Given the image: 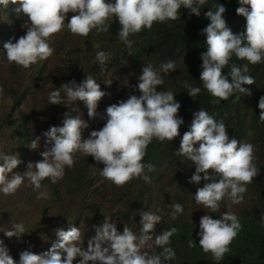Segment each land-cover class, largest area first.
<instances>
[{
  "label": "clouds",
  "instance_id": "obj_1",
  "mask_svg": "<svg viewBox=\"0 0 264 264\" xmlns=\"http://www.w3.org/2000/svg\"><path fill=\"white\" fill-rule=\"evenodd\" d=\"M17 2L20 6L16 12L26 17L21 24L25 34L10 38L3 44V51L9 63L27 69L53 55L54 49L48 40L65 27L68 13L73 15L66 27L72 35L80 37H87L93 29L107 31L106 22L115 19L120 26V41L131 49L133 41L129 39L130 35L143 29L150 30L154 22L179 19L181 8L188 9L190 16L199 17L206 0H115L114 3L105 0H0V6L7 8L10 3ZM238 4L236 14L244 17L246 23L244 30L236 34L227 27L224 5L217 4L215 11L204 13L209 23L201 34L206 36L207 50L201 53L199 79L214 98L213 104L227 100L237 92L251 95L242 87L255 83L249 74V65L264 62V0H238ZM233 56L247 62L239 66L235 63L230 65ZM96 60L104 65L106 53L98 51ZM229 65L230 71L225 75L223 69ZM174 70L176 64L172 60L161 63L158 69L151 64L143 66L137 76V84L131 85L139 95H129L126 100L107 106L103 114L97 112L98 102L110 94L101 91L91 75L79 84L75 80L61 84L49 93V103L60 105V92L63 90L69 102L82 101L85 104L89 119L99 117L105 120L103 127L90 131L88 137L83 138L89 124L81 116L65 112L61 126H50L42 133L44 151L40 155L43 159L35 164L29 163L23 174L13 172L22 162L19 154H7L0 149V193L5 196L15 194L25 180L34 191L41 189V182L46 178H50L52 183L57 182L63 178L65 166H74L73 156L77 152L81 156H91L96 164H102L100 175L117 187L134 178H143L150 183V177L144 175V171L145 168L152 171L154 166L142 163L148 145L154 138L160 142L172 141L180 135L179 128L184 123L178 116L181 104L175 99L176 94L171 90L157 91V86L164 83L160 72L169 74ZM106 85L110 86L111 81ZM184 87L189 97L201 92L200 87H193L187 81H184ZM258 108L261 110L259 119L264 122V96L259 98ZM193 117L176 153L195 165V172L188 182L198 185L204 181L195 192L196 204L210 212H218L225 197L233 204L241 203L247 185L260 175V168L255 163L254 145L229 138L225 123L217 121L203 108L194 112ZM39 139L32 141V149L37 147ZM197 144L198 147L195 146ZM48 195L41 191L37 198L47 199ZM171 207V218L175 220L183 213V205L173 203ZM140 216L139 234L126 225L121 233L116 223L104 217L102 223L92 225L94 235L87 239L86 248L79 227L70 225L68 230L56 228L53 231L57 239L51 248L40 254L23 250L19 253L18 264H73L77 257L78 264H165L173 260L176 253L167 245L177 229L163 230L167 223L155 234V225L161 222L162 217L151 211L141 212ZM240 228L237 215L230 209L217 219L205 214L199 220V246L204 253L210 252L214 260L220 261L229 251V245ZM24 233L23 223H15L10 230L3 231L8 239H19ZM192 246L189 243V247ZM156 248L162 249L159 254L155 252ZM0 264H17L2 239Z\"/></svg>",
  "mask_w": 264,
  "mask_h": 264
},
{
  "label": "rangeland",
  "instance_id": "obj_2",
  "mask_svg": "<svg viewBox=\"0 0 264 264\" xmlns=\"http://www.w3.org/2000/svg\"><path fill=\"white\" fill-rule=\"evenodd\" d=\"M105 2L114 3L115 0ZM19 6V2L10 3L7 8L0 6V85L3 86V92L0 93V149L7 154H19L22 162L13 172L23 174L29 163L35 164L43 159L40 155L44 151L42 133L49 129L52 118L61 126L65 112L70 111L74 116H81L89 124V128L83 132V138H87L90 131L99 130L105 123L99 117L89 119L85 104L82 101L69 102L63 90L60 92V105L49 103L50 92L72 80L79 84L86 76L91 75L100 85V90L110 94L98 102L97 112L103 114L107 106L128 98L129 85L132 81L138 82L137 76L145 64L129 63L123 72L113 67L105 70L104 65L96 60V53L105 52L106 63L113 62L123 46L118 36L119 31L116 34L110 30L98 32L93 29L87 37L74 36L66 27L72 13L67 14L65 27L48 40L54 49L51 57L27 69L9 63L3 44L10 38H19L25 34L21 24L26 17L16 12ZM8 8L12 13H8ZM114 21L116 20L110 19L106 25ZM109 81L110 86L106 85ZM8 90L15 91L17 97L23 98L19 107L13 106ZM37 137L40 138L37 147L32 149V141ZM243 143L253 144L256 152L257 146L250 135ZM73 159L74 166H65L63 178L55 183L46 178L41 182V189L34 191L25 180L15 194L5 196L0 193V239L4 240L9 254L17 264L19 253L23 250L40 254L51 248L57 239L53 231L56 228L68 230L70 225L79 227L83 246L86 248L87 239L94 235L92 225L102 223L104 217H109L110 222L116 223L117 230L121 233L126 225L139 234L140 213L151 211L162 217L161 222L155 225V234H158L164 225L175 223L176 219L184 223H199L205 214L217 219L229 209L237 215L248 208L252 201L251 196L244 194L243 201L239 204H233L225 197L218 212H210L196 204L195 192L204 182L198 185L188 182L191 166L189 162L180 167L179 177L172 175V169L168 167L158 172L160 175L156 180L150 178V183L134 178L124 186L117 187L100 175L103 165L96 164L91 156H81L77 152ZM85 165L81 170L85 175L83 182L75 187L80 174L78 168ZM41 191L49 194L47 199L37 198ZM177 199L183 205L184 211L173 220L171 205L177 203ZM118 210H123L131 220L126 222L117 217ZM15 223H23L26 233L19 239L6 238L3 231L10 230ZM78 260L79 257L73 264H78Z\"/></svg>",
  "mask_w": 264,
  "mask_h": 264
},
{
  "label": "trees",
  "instance_id": "obj_3",
  "mask_svg": "<svg viewBox=\"0 0 264 264\" xmlns=\"http://www.w3.org/2000/svg\"><path fill=\"white\" fill-rule=\"evenodd\" d=\"M217 4L225 6L224 19L233 34L243 31L246 21L244 17L236 14V8L239 6L238 0H206L199 17L190 16L188 9L181 8L179 19L164 23L154 22L150 30L143 29L138 34L130 35L129 39L133 41L131 49L126 48L123 44L122 50L119 51L113 62L104 64L105 70L113 67L119 72H123L129 63L135 62L151 64L156 69L161 63L168 60H172L176 64V70L169 74L160 72L164 83L157 86V91L171 90L176 94L175 99L181 104L178 116L183 119L184 123L179 128L180 135L172 141L160 142L154 138L148 145L142 163L152 164L154 168L152 171L145 168L144 175L156 180L160 175L158 174L160 170L170 167L172 175L179 177L180 167L189 162L191 165L188 172L190 179L195 172V165L176 152L179 150L184 132L190 128L194 118L193 113L201 108L217 121L225 123L229 138L234 137L243 143L250 135L257 146L255 161L257 167L260 168V175L247 185L244 195L251 196V205L237 214L241 228L229 245V251L225 253L224 258L216 261L210 252H203L197 236L199 223H184L176 219L175 223H169L163 229L167 230L171 227L177 229L170 238V244L167 245L174 249L175 258L165 264H264V122L259 119L261 110L258 108L259 98L264 96V62L249 65V74L254 77L255 83L242 85V87L249 90L251 95L237 92L227 100H222L217 104L212 103L214 98L203 88L199 79L202 70L200 67L202 64L201 53L207 50L206 36L201 34V30L209 23L204 13L207 10L215 11ZM7 11L12 13L10 8ZM105 27L113 33L120 30L117 21L109 23ZM246 62L233 56L230 65L235 63L239 66ZM230 65L223 69L225 75L230 71ZM184 81L193 87H200L201 92L194 97H189L188 90L184 87ZM136 84L137 82L132 81L129 85L130 95H139L138 91H133L131 88V85ZM0 88L3 89V86L0 85ZM7 92L12 97L13 106L19 107L23 103V98L17 97L15 91L8 90ZM58 123L55 118H52L50 126H58ZM85 167L86 165L83 168H78L80 174L75 187L82 184L85 175L81 170ZM139 179L143 180V178ZM201 182L204 181L201 180ZM70 187L73 188V186ZM177 203H179L178 199ZM117 217L126 222L131 220L123 210L117 211ZM189 243L193 246L189 247ZM161 250L156 248L155 252L159 254Z\"/></svg>",
  "mask_w": 264,
  "mask_h": 264
}]
</instances>
